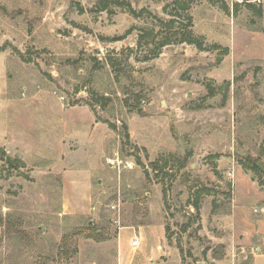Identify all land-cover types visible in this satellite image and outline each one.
Returning a JSON list of instances; mask_svg holds the SVG:
<instances>
[{
    "label": "rangeland",
    "instance_id": "374dc122",
    "mask_svg": "<svg viewBox=\"0 0 264 264\" xmlns=\"http://www.w3.org/2000/svg\"><path fill=\"white\" fill-rule=\"evenodd\" d=\"M97 1L0 0V264H255L264 0Z\"/></svg>",
    "mask_w": 264,
    "mask_h": 264
},
{
    "label": "trees",
    "instance_id": "16d2710c",
    "mask_svg": "<svg viewBox=\"0 0 264 264\" xmlns=\"http://www.w3.org/2000/svg\"><path fill=\"white\" fill-rule=\"evenodd\" d=\"M114 4L123 5L124 2L120 1V0H98L96 2L95 10H97V11H103V10L111 11V8ZM188 6L189 5L187 2L179 1V7L183 10V12L185 10H187ZM174 14L176 16H178L181 13H174ZM184 19L186 20V23L184 25H182L183 27L180 30H174L176 28L174 19L169 18V19L164 20V21L158 19L159 25H158L157 31H155V29H149V30L145 31L144 33H142L140 35V40L142 38H144L143 37L144 35L149 34V35H153V36L155 35L154 37L159 42L157 44L158 49L161 48L162 46L166 45V44H169L172 40H174L173 42H178V43L186 42L189 44H194L199 49H201L202 48V42L197 36L194 35L193 30L191 29V25H192L191 16L186 15L184 17ZM156 52H158V50ZM154 54H155V52H154ZM91 94H92L93 103H97L102 107H105L108 105L110 99L107 96H105V95L98 96L93 90H91ZM152 165H153L154 169H156V170L160 169V167H158L159 166L158 162H153ZM163 165L165 166L166 163L164 162ZM193 204H194L195 208L198 210V199H196L193 202ZM0 222H1V220H0ZM7 223H9L8 220H7Z\"/></svg>",
    "mask_w": 264,
    "mask_h": 264
},
{
    "label": "crops",
    "instance_id": "0c3cea01",
    "mask_svg": "<svg viewBox=\"0 0 264 264\" xmlns=\"http://www.w3.org/2000/svg\"><path fill=\"white\" fill-rule=\"evenodd\" d=\"M141 227L142 226H140L136 229L134 226H130V228L137 231L135 233H137L138 235L133 234L129 239H123V237L119 236V233H118L117 239H116L117 255H118V260H119L118 264H127L125 261L127 250L129 248V245H132L131 242H132L134 237H136L137 240L143 239V238L145 239L147 237L146 230L145 229L142 230ZM120 229H122V227ZM152 233L157 235L156 239H164V237H165L163 231L159 230V229L153 230ZM152 233L150 232V234H152ZM158 235H159V237H158ZM150 239H151V236H150ZM262 256H264V254ZM262 256L259 258L257 257L255 264H257V260H259L260 258H264Z\"/></svg>",
    "mask_w": 264,
    "mask_h": 264
},
{
    "label": "water",
    "instance_id": "95a60500",
    "mask_svg": "<svg viewBox=\"0 0 264 264\" xmlns=\"http://www.w3.org/2000/svg\"><path fill=\"white\" fill-rule=\"evenodd\" d=\"M6 162L9 163L12 166L14 165V163H13V161H12V159L10 157H6ZM257 167L262 169L261 162L257 163Z\"/></svg>",
    "mask_w": 264,
    "mask_h": 264
},
{
    "label": "built area",
    "instance_id": "2783aa9c",
    "mask_svg": "<svg viewBox=\"0 0 264 264\" xmlns=\"http://www.w3.org/2000/svg\"><path fill=\"white\" fill-rule=\"evenodd\" d=\"M131 243H132V245H134V246L137 245V243H138L137 238L134 237Z\"/></svg>",
    "mask_w": 264,
    "mask_h": 264
}]
</instances>
